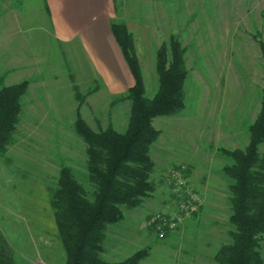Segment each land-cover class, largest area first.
I'll use <instances>...</instances> for the list:
<instances>
[{"label":"rangeland","instance_id":"obj_1","mask_svg":"<svg viewBox=\"0 0 264 264\" xmlns=\"http://www.w3.org/2000/svg\"><path fill=\"white\" fill-rule=\"evenodd\" d=\"M114 19L133 34L147 95L158 87L156 50L171 35L187 48L186 108L158 117L151 148L155 190L108 227L102 256L120 261L145 248L140 264H216L231 241L230 185L222 149H245L248 125L261 109L264 87V0H116ZM44 0H0V77L29 82L17 130L0 155V228L17 264H65L50 199L60 168L69 166L88 189L86 144L75 131L81 113L95 130L125 131L129 100L113 103L134 80L119 48H84L57 42ZM78 91V89H77ZM264 153V143L260 145ZM201 203L177 228L159 236L149 224L158 214L176 216L182 197L173 171ZM185 188V189H186ZM264 259V235L260 247Z\"/></svg>","mask_w":264,"mask_h":264},{"label":"trees","instance_id":"obj_2","mask_svg":"<svg viewBox=\"0 0 264 264\" xmlns=\"http://www.w3.org/2000/svg\"><path fill=\"white\" fill-rule=\"evenodd\" d=\"M111 28L134 79L133 85L113 100L114 104L130 101L129 122L122 132L111 124L93 129L80 110L84 97L74 86L79 100L74 127L86 144L90 188L69 166L60 168L50 204L66 252L65 264H140L148 256L145 248L120 261L107 260L102 253L108 227L124 218L122 206L138 207L155 190L152 174L156 164L151 148L161 133L154 125L155 119L175 116L186 108L189 70L187 48L180 37L171 35L156 50L158 87L149 97L133 34L124 21L113 19ZM261 47L264 54V42ZM28 86L27 80L7 85L0 77V155L13 140ZM248 132L245 149H222L231 160L223 171L233 179L229 218L232 230L231 241L215 254L216 264H264L260 250L264 235V153L260 151L264 143V87L261 109L248 125ZM0 264H17L1 228Z\"/></svg>","mask_w":264,"mask_h":264},{"label":"crops","instance_id":"obj_3","mask_svg":"<svg viewBox=\"0 0 264 264\" xmlns=\"http://www.w3.org/2000/svg\"><path fill=\"white\" fill-rule=\"evenodd\" d=\"M44 2L51 19L53 37L57 42L63 44L79 42L86 49L101 47L108 53H114L117 47L121 52L111 28L116 0H44ZM121 55L125 60L122 52Z\"/></svg>","mask_w":264,"mask_h":264},{"label":"built area","instance_id":"obj_4","mask_svg":"<svg viewBox=\"0 0 264 264\" xmlns=\"http://www.w3.org/2000/svg\"><path fill=\"white\" fill-rule=\"evenodd\" d=\"M175 177L170 184L173 191L182 197L181 202L178 205V212L176 216L170 215H154L149 220L150 226L159 236H164L168 232H171L177 228L179 222L182 221L184 217L190 216L191 214L197 212L198 207L201 203L200 197L195 194L192 190L187 187V178L179 170H175L172 173ZM186 188V189H185Z\"/></svg>","mask_w":264,"mask_h":264}]
</instances>
